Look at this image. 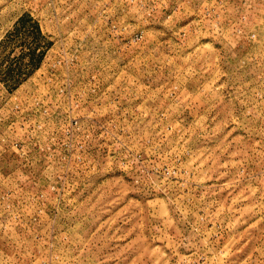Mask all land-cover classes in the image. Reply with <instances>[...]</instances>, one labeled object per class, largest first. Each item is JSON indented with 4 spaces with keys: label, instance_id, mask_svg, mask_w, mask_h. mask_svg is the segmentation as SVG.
<instances>
[{
    "label": "rangeland",
    "instance_id": "374dc122",
    "mask_svg": "<svg viewBox=\"0 0 264 264\" xmlns=\"http://www.w3.org/2000/svg\"><path fill=\"white\" fill-rule=\"evenodd\" d=\"M0 264H264V0H0Z\"/></svg>",
    "mask_w": 264,
    "mask_h": 264
},
{
    "label": "built area",
    "instance_id": "2783aa9c",
    "mask_svg": "<svg viewBox=\"0 0 264 264\" xmlns=\"http://www.w3.org/2000/svg\"><path fill=\"white\" fill-rule=\"evenodd\" d=\"M90 81H91L92 84H94L95 83V78L92 77ZM79 121H80V119H75V120L72 121L73 131L77 132V133H78V131L80 129Z\"/></svg>",
    "mask_w": 264,
    "mask_h": 264
}]
</instances>
